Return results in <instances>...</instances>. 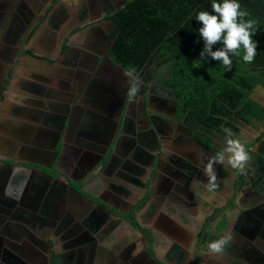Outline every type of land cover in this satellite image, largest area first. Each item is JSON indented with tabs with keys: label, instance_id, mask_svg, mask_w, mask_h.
<instances>
[{
	"label": "crops",
	"instance_id": "obj_1",
	"mask_svg": "<svg viewBox=\"0 0 264 264\" xmlns=\"http://www.w3.org/2000/svg\"><path fill=\"white\" fill-rule=\"evenodd\" d=\"M127 1L0 0V192L39 218L48 239L36 251L53 247L58 264H264V186L235 187L225 162L209 191L203 169L214 155L174 117V102L146 106L144 76L110 56L109 15ZM250 97L264 107L261 84ZM239 129L233 139L245 146L263 127ZM250 149L254 171L264 134ZM224 236L223 252L210 251Z\"/></svg>",
	"mask_w": 264,
	"mask_h": 264
},
{
	"label": "trees",
	"instance_id": "obj_2",
	"mask_svg": "<svg viewBox=\"0 0 264 264\" xmlns=\"http://www.w3.org/2000/svg\"><path fill=\"white\" fill-rule=\"evenodd\" d=\"M237 2L242 11L249 13L244 19L257 22L252 30L256 55L248 64L242 59V48L239 56L230 54V70L221 61L200 57L204 41L198 33L201 24L196 16L202 10L211 12L212 0H128L109 15L115 23L110 56L130 73L140 75L160 56L159 65L165 64L168 69L161 83L173 95L176 119L186 120L191 139L214 156L221 149L213 138H225L226 128L235 136L240 132V122H261L263 130L245 145L249 156L253 154L250 146L264 134V107L250 97L257 84L264 87V0ZM218 47L223 45H214L213 50ZM254 157V171L245 168L241 173L236 169L235 187L246 182L264 186V159ZM233 207L231 199L229 208ZM124 216L146 234L147 252L157 260L150 232L138 225L133 211ZM225 226L226 219H222L216 229Z\"/></svg>",
	"mask_w": 264,
	"mask_h": 264
},
{
	"label": "clouds",
	"instance_id": "obj_3",
	"mask_svg": "<svg viewBox=\"0 0 264 264\" xmlns=\"http://www.w3.org/2000/svg\"><path fill=\"white\" fill-rule=\"evenodd\" d=\"M248 15L247 11L241 10L237 0H222V2L212 0L211 12L199 11L196 16V20L201 24L198 33L204 41V47L200 53L201 59L211 57L213 60L221 61L225 69L230 70L232 67L230 54L239 56L242 48L243 61L248 64L252 63L256 55V42L252 39L254 34L252 30L257 22L252 19L245 20L244 18ZM217 44H222L223 47L213 50V46ZM138 91V82H133L128 94L134 96ZM224 132L225 147L209 158L203 169V174L207 178L205 186L209 191L217 187L215 164L226 162L242 173L250 161L245 146L238 139L232 138L234 136L232 130L226 128ZM230 239V236L221 237L210 242L208 247L213 253H221Z\"/></svg>",
	"mask_w": 264,
	"mask_h": 264
},
{
	"label": "flooded vegetation",
	"instance_id": "obj_4",
	"mask_svg": "<svg viewBox=\"0 0 264 264\" xmlns=\"http://www.w3.org/2000/svg\"><path fill=\"white\" fill-rule=\"evenodd\" d=\"M143 74H144V72L141 75L137 73L139 78H141L143 76ZM142 81H143V85H142L141 90L144 91V94H145V98H144L145 105L147 106L148 104H151L152 102L155 103L157 101L161 102L159 99L156 98L153 91L151 92L149 82L145 81V79H143ZM146 82H147V84H146ZM128 87H131V83H128ZM126 89H127V87H125L124 90L126 91ZM127 91H128V89H127ZM171 95H172V93H171ZM130 102H132V99H131V96H129V94H128L127 104H129ZM164 102H166V101H162L161 103H164ZM173 102H174V98H173ZM171 105H172V102H171ZM174 117L176 118V112H175ZM185 128L188 130L187 127H185ZM72 184L76 185L75 182H72ZM251 187L255 188V186H252V185H251ZM0 195L3 196L0 199V208L4 207V206L6 208V205L11 206L13 203L12 200H14V199L19 201L17 199V197H15L14 195L13 196L10 195L9 191L0 192ZM1 204H4V206ZM27 212H30L32 214L31 211H27ZM27 212H26V216L25 217L22 216V217H24V220L28 224L32 225V227H33L32 230H27L22 226H21V228L9 226V227H6L4 229L5 233H3V235L5 236V238L7 237L9 239V248H10L9 251H11L12 254H20V256L25 260L26 264H48L47 259H48V254L50 252L44 254V253H41V252L39 253L38 251H36L37 247L38 246L41 247L42 244L44 242H46L47 241L46 239H48V238L44 239V233L41 230L42 227H41V223H40L39 218L37 219L38 221L36 222L34 219V215H31ZM0 218H2L1 214H0ZM11 218H13L12 213H11ZM23 234H25L27 236V238H24L25 236ZM32 242L36 244V248H32V244H31ZM51 249L53 251H52V257H51L50 264H58L56 252L53 249V247H51ZM8 261L12 264L13 263L14 264H21V263H17L16 261H13V257H10L8 259ZM194 263L195 262L193 261L192 264H194Z\"/></svg>",
	"mask_w": 264,
	"mask_h": 264
},
{
	"label": "water",
	"instance_id": "obj_5",
	"mask_svg": "<svg viewBox=\"0 0 264 264\" xmlns=\"http://www.w3.org/2000/svg\"><path fill=\"white\" fill-rule=\"evenodd\" d=\"M120 116L122 117V114H120V111H117V113L113 115V118L117 120L119 124L121 123V119H122ZM69 187L72 190L76 191L74 187L72 186H69ZM2 197L3 196L0 195V199ZM12 202L13 203L11 206L6 205V208H5L4 204H1L4 207L0 208V214L2 215V218H0V264H12L8 261L10 257H13V261H16L17 263L26 264L25 260L20 256V254H12V252L9 251L10 249L9 239L7 237L5 238V236L3 235V233H5L4 229L9 226H14L18 228H21L22 226L27 230H32L33 228L31 224H28L24 220L27 210L21 206L19 201L14 199L12 200ZM10 212L13 214V218H11ZM27 213L31 214L30 212H27ZM23 235L25 236L24 238H27L25 234ZM51 257H52V252L50 251V253L48 254V259H47L48 264H50Z\"/></svg>",
	"mask_w": 264,
	"mask_h": 264
},
{
	"label": "rangeland",
	"instance_id": "obj_6",
	"mask_svg": "<svg viewBox=\"0 0 264 264\" xmlns=\"http://www.w3.org/2000/svg\"><path fill=\"white\" fill-rule=\"evenodd\" d=\"M160 61L161 57L157 56L153 63L146 68L143 76L145 81L149 82L151 92L153 91L157 99L161 102L168 101L169 103H173V96L171 95V92L161 83V78L168 74V69L165 64L159 65Z\"/></svg>",
	"mask_w": 264,
	"mask_h": 264
}]
</instances>
